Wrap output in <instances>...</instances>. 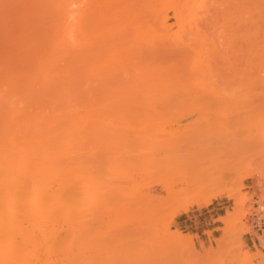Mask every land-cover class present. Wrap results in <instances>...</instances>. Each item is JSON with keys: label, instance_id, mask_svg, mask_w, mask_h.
Listing matches in <instances>:
<instances>
[{"label": "rangeland", "instance_id": "rangeland-1", "mask_svg": "<svg viewBox=\"0 0 264 264\" xmlns=\"http://www.w3.org/2000/svg\"><path fill=\"white\" fill-rule=\"evenodd\" d=\"M243 1L0 0V58L81 32L106 46V99H78L57 148L87 187L73 198L88 200L56 222V239L9 264H264V249L247 243L264 200V59L247 50L256 11ZM70 13L81 18L74 33ZM147 68L161 82L168 69L181 78L162 98H128ZM237 197L249 198L238 216Z\"/></svg>", "mask_w": 264, "mask_h": 264}, {"label": "bare ground", "instance_id": "bare-ground-1", "mask_svg": "<svg viewBox=\"0 0 264 264\" xmlns=\"http://www.w3.org/2000/svg\"><path fill=\"white\" fill-rule=\"evenodd\" d=\"M250 1L256 12L245 21L250 40L247 50L251 45V53L264 59V0ZM174 16L179 18L180 13ZM63 21L70 33L81 24L74 13ZM79 34L67 35L53 47L6 49L0 58V264L24 256L30 245L56 239V222L75 210L78 202L88 200L84 194L73 198V190L86 191L87 187H76L69 167L61 165L57 149L60 136L66 145L69 142V135H60V131L66 133L76 125V107L81 105L77 100L106 99V46L95 43L100 35ZM115 54L121 56L116 51L111 54L114 57L109 55L111 59L118 58ZM262 65L264 71V61ZM168 70L169 76L163 75L166 80L161 82L162 70L145 69L128 95H168L169 84L181 78ZM258 80L264 81V76ZM248 201V197L236 198L237 216ZM181 206L172 220L188 207ZM40 250L38 247L32 258L39 259ZM251 260L247 253L244 261Z\"/></svg>", "mask_w": 264, "mask_h": 264}, {"label": "built area", "instance_id": "built-area-1", "mask_svg": "<svg viewBox=\"0 0 264 264\" xmlns=\"http://www.w3.org/2000/svg\"><path fill=\"white\" fill-rule=\"evenodd\" d=\"M260 188L264 190V184ZM256 199L255 209L248 216V223L253 230L249 236L252 237L254 247L264 249V200L259 201V197Z\"/></svg>", "mask_w": 264, "mask_h": 264}, {"label": "crops", "instance_id": "crops-1", "mask_svg": "<svg viewBox=\"0 0 264 264\" xmlns=\"http://www.w3.org/2000/svg\"><path fill=\"white\" fill-rule=\"evenodd\" d=\"M213 210H216V207H214L211 211H213ZM177 222H178V223H181V222L186 223L187 220H183L182 217L179 216V217L177 218ZM247 243H248V246H249V247L254 248V244H253V242H252V237H251V236H248V241H247Z\"/></svg>", "mask_w": 264, "mask_h": 264}]
</instances>
